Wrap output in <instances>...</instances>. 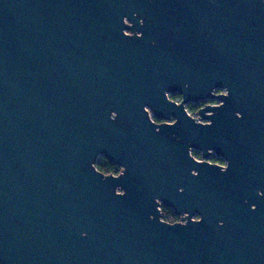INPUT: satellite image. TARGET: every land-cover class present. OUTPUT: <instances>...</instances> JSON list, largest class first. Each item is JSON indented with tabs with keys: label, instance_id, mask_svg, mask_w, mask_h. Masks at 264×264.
Instances as JSON below:
<instances>
[{
	"label": "water",
	"instance_id": "95a60500",
	"mask_svg": "<svg viewBox=\"0 0 264 264\" xmlns=\"http://www.w3.org/2000/svg\"><path fill=\"white\" fill-rule=\"evenodd\" d=\"M0 264H264V0H0Z\"/></svg>",
	"mask_w": 264,
	"mask_h": 264
},
{
	"label": "flooded vegetation",
	"instance_id": "af4514ba",
	"mask_svg": "<svg viewBox=\"0 0 264 264\" xmlns=\"http://www.w3.org/2000/svg\"><path fill=\"white\" fill-rule=\"evenodd\" d=\"M217 92H221V90H218ZM169 96H170V98H172V99H174V100H177V101H180V100L182 99V96H181L180 93H172V94H170ZM209 103H217V101H215V100H211V99H206V100L197 101V102H196V101H190V102H188V103L186 104V107H187V110L189 111L190 114L196 116V115L198 114L199 109H200L201 107H203L204 105L209 104ZM193 106H198L197 111H193V110L191 109V107H193ZM155 120L158 121V122L163 121V120H160V119H158V118H156V117H155ZM195 152H197V153L199 152L200 155H199V156H196L197 154H195ZM192 153H193L197 158H199V159H202V158H203L201 152L198 151V150L193 149V150H192ZM215 158L218 159V160H215ZM210 160H211L212 162H216V163H219V164H226L225 159L222 158V157H220V156L215 155V153H212V156H211ZM116 165H117V164H116ZM118 166H119V165H118ZM119 167H120V166H119ZM120 171H121V167H120ZM120 171H119V173H120ZM115 174H118V173H115ZM166 208H169V209H172V210H173V208H171V207H169V206H167V205H165V204H162V205H161V209H162V211H163V217H164V211H165ZM173 211H174V210H173ZM174 213H175V212H174ZM175 215L178 216V218L176 219V221H180V220H181V215H178V214H176V213H175Z\"/></svg>",
	"mask_w": 264,
	"mask_h": 264
},
{
	"label": "trees",
	"instance_id": "16d2710c",
	"mask_svg": "<svg viewBox=\"0 0 264 264\" xmlns=\"http://www.w3.org/2000/svg\"><path fill=\"white\" fill-rule=\"evenodd\" d=\"M198 106H193L191 109L193 111H197ZM197 154L196 156H199L200 153L195 152ZM215 160H218L215 158ZM97 167L105 172V173H119L120 167L110 161L107 160L106 157L101 156L97 162ZM178 218L177 215H175L174 211L172 209L166 208L164 211V219L169 221V222H175L176 219Z\"/></svg>",
	"mask_w": 264,
	"mask_h": 264
}]
</instances>
